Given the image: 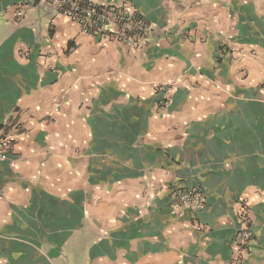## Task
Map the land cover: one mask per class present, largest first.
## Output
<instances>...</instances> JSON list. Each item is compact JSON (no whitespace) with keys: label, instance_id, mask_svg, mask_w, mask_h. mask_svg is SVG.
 <instances>
[{"label":"crops","instance_id":"0c3cea01","mask_svg":"<svg viewBox=\"0 0 264 264\" xmlns=\"http://www.w3.org/2000/svg\"><path fill=\"white\" fill-rule=\"evenodd\" d=\"M125 1L135 51L0 0V264H226L241 200L242 264H264V0ZM190 186L203 207L178 215Z\"/></svg>","mask_w":264,"mask_h":264},{"label":"built area","instance_id":"2783aa9c","mask_svg":"<svg viewBox=\"0 0 264 264\" xmlns=\"http://www.w3.org/2000/svg\"><path fill=\"white\" fill-rule=\"evenodd\" d=\"M53 11L55 17L64 16L75 23L81 32L91 34L100 40H112L124 45L128 50L135 51L147 44L150 31L145 15L131 3L122 0L104 2L101 0H44ZM25 9L19 7L17 17L21 18ZM25 54H28L25 52ZM168 84H161L158 89L162 93L168 90ZM264 94V79L260 84ZM169 98L163 97V106H167ZM17 131V130H16ZM18 132V131H17ZM17 132L0 133V163L10 151ZM204 204L202 192L198 187L190 186L176 190L169 199V208L180 215L183 210L197 214ZM236 215L239 228L231 240L232 254L226 264H242L252 239L251 209L246 200L238 204ZM200 230V224H195Z\"/></svg>","mask_w":264,"mask_h":264}]
</instances>
